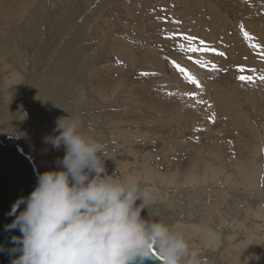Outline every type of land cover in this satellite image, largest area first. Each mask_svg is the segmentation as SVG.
I'll return each instance as SVG.
<instances>
[{
    "label": "bare ground",
    "instance_id": "6f19581e",
    "mask_svg": "<svg viewBox=\"0 0 264 264\" xmlns=\"http://www.w3.org/2000/svg\"><path fill=\"white\" fill-rule=\"evenodd\" d=\"M62 2H63L62 0H53V3H55L56 5H59ZM81 2L86 3L83 0H81ZM40 4H41V0H0V23H4L8 21H10V23L11 22L13 23L12 25H7L9 26L10 29L6 30V35L8 32L10 33L12 32L15 35L16 34L19 35V38L16 39H18L19 41L21 40L20 41L21 45L20 42L18 45L16 43L8 44L7 42L6 45H4L5 43L2 41V37L0 38V89L6 90V91L3 90V92L6 93L4 102H6L7 99L10 98L9 94L14 95L16 93V90L18 89L19 91L24 90L25 88L24 85L26 84L25 82L26 77L24 78V74L26 76L29 70V69L27 70L26 68V64H28L26 63L27 60L33 57L36 58L38 55H40L39 58H41L43 56V51H45L43 50L41 45L38 46V44L41 43L40 34H38L40 33V28H38L37 26L35 28L34 27L35 25L33 24L34 26L31 27L29 26V28L27 27L29 30L27 29L24 32V30L19 27L22 21H24L26 18L23 17L24 14L32 13L33 16L36 15V17L37 15H39L40 10H38L37 13L36 12L34 13V10H36L37 7L40 6ZM138 8H140V11L138 10ZM234 9L236 13L238 11H243L242 6L237 2L234 3ZM45 11L46 10L44 9V12ZM102 11H104L102 13L104 20L103 21L101 20L102 22L98 24L95 27V29H93L94 40L98 44V46L97 44H95L97 46L96 49L94 50L93 48L92 50L91 46H88L87 48H85L86 46L84 48H81L80 45V48L76 50L73 47L67 45L62 49L60 47L59 50L57 48H52L54 45L53 44L51 47L52 50L50 51L49 49L50 52L46 56L47 61L48 60L51 61L50 64H48L49 69L47 68V70H45L46 66L48 65H46V62L44 60V62L41 64L42 65V70H40L41 72L36 71L40 73L39 74L40 76L38 75L39 77L37 76L36 78L39 79L41 82L39 88L40 93L37 94L31 92L30 90L27 96L25 94L26 99H28L29 102L23 99L24 101L23 105L25 108H28V110H26L25 108H24L25 110L24 109L22 110L27 112L26 114H28L29 119L24 116V111L21 112L19 106L18 108L17 106H15L14 108H5V109L2 106H0V135L4 134L5 136H7V133L9 135H13L18 133V132L15 133V131L22 130L21 133L19 134L20 138H18L17 144H19V139H20V145L23 148H25L32 146L31 145L32 142L36 141L35 142L36 147L37 148L40 147L42 149V152L41 151H37V152L43 154L45 153V155L48 158L62 159L63 156L65 155V150L63 146H61V148L59 149H56L53 147L52 143L50 142L51 138L59 135L58 132L54 131L55 128H53L52 130L50 129L52 125H55L56 127V121H57L56 119H58L57 117L59 115L55 116L52 113L48 116H46V114L42 115L45 112L44 110H49L52 107V105L54 104V103L52 104V100H53L57 103H60L63 107L68 108L69 112L63 110L64 108L62 110H60L59 108L61 117L70 118V121L77 125L78 131L81 134H83L86 137L95 139L102 145L107 146V147L105 146L103 147V150H105V152L103 151L101 154V158L102 160H104V166L107 170V173L109 172L108 173L109 175H113L116 179L126 182V180H121L120 178H118L121 175H124L128 173L130 170H132V167L129 166L130 164L129 165L123 164L124 161L121 159V155L124 149H126L125 154L129 155L131 161L134 158L135 163L137 162V164L138 161L140 160L139 157L140 158L144 157V159L142 160L146 162L148 161V158L153 156L155 157L160 156L164 153L172 152L173 154H177L176 149H172V150L161 149L160 151H154L149 154L148 152L143 154L140 152L138 153L134 150L135 147L134 145L137 144L138 138L146 135L152 136L157 134H164L165 131L163 126L166 127L165 124H167L169 120L174 118H177V120H179L181 123L195 122V120L207 121L208 123H211L210 120L211 117L220 115L223 113L224 110L225 111L228 110L226 104L224 107L220 109V112H217L213 108L210 110V108L207 107L206 105L205 106L196 105L190 98L186 97L185 87H184V92H177L176 88L167 89L163 84L158 83V81L161 79L148 75V71L152 68V66L161 69L160 62L156 57L158 56V54L148 49V47L146 48L142 47L143 45L139 47L135 46V43L132 40L136 39L138 42H145L146 45H150L153 48L159 47L166 49L168 47H171L174 48L175 50H178L179 48L186 46L187 48H189L190 42L189 41L186 42L184 38L170 40L168 38L166 39V36L188 33L189 31L191 32V34H188L190 38H192L193 36H197L198 38L197 50H200L201 53L196 55V59L192 58L190 60L189 58L183 56H174L172 52H168L167 57L170 61L175 62L176 65L182 67L185 70L184 71L185 76L191 75L194 79L198 80L199 86L196 90L201 96L198 98L202 99L203 92L204 91L209 92L213 88L212 85H210V81L217 78L216 74L213 72L212 69L213 67L210 64V60L208 59L209 47L206 46V48H202V44L204 42H207L208 44L209 42L213 41L216 38V35L218 39L219 35L225 33L226 25L221 23L219 20H216L214 16L215 9L210 3L200 5V0H142V1L141 0H106L105 3L101 4V7L98 8L96 12L99 13ZM246 11L252 12V9L247 7ZM259 11H262L264 13V0H262V2L258 4V9L256 12ZM99 16H100L99 14H96L95 16L92 17V19H96ZM37 19L38 18L35 19V22ZM60 19L64 20L62 18ZM260 19L264 21V14ZM33 20H31V22ZM185 20H191V22L187 24ZM90 22L91 23L89 24V27L88 25L85 24L86 29H88L89 32H90V25L93 23V21ZM67 23H68L67 25H69L68 21ZM63 24L65 26V23ZM24 27L25 26H23V28ZM247 28L248 27H245L244 29L246 30ZM62 30L65 31L64 28ZM55 32L56 31L54 29L53 33ZM84 32L86 31L84 30ZM51 33L52 30L48 34L49 39L53 36ZM123 34L129 35L128 36L129 39L127 41L125 40L126 42L124 43L122 42V38H119ZM57 35L59 34L57 33ZM45 37L47 39V36ZM54 38H56V36ZM199 38H201V40ZM47 45L48 43L47 44L45 43L44 48L47 47ZM99 46H101L100 51H98ZM134 47H138L140 51H143L142 56L139 58L138 61L133 59ZM236 48L237 47H235V49ZM53 53L55 54L54 57L52 56ZM92 53L94 55H91V59L92 58L93 59L90 60V62L88 63L81 62L84 61L83 58L85 55H90ZM181 53L186 54L185 51H182ZM168 54L170 56H168ZM45 55L46 54L44 53L43 57H45ZM50 57L52 58V60L50 59ZM38 60L39 59H37V61ZM30 61L31 60H28V62ZM192 63L195 64V67ZM83 64H88L89 66L87 65V67L83 68L82 66ZM28 65H32L31 62ZM32 68H34V65ZM38 68L36 70H38ZM222 70H226V68L223 65H222ZM43 72L44 74H42ZM144 73H146L147 75H142ZM226 73L225 74L222 73L221 80L222 82L225 81V86L228 90L229 89L228 82L233 80L232 79L233 75L231 74V72L228 75ZM34 75L36 74L33 71V77ZM178 77H180V75L178 74V72H176L174 75L175 85L178 82L180 83L182 82V79ZM26 81L29 83V80ZM83 81L85 82V85ZM202 83H205L206 86L205 87L202 86ZM30 85L31 82L29 83V86ZM127 85L129 86V89L126 87ZM253 85L250 87H246L245 89H239L234 91H237L242 96L249 97L248 98L249 101L252 100L253 103H257L258 100L263 96L264 85H260V84H253ZM26 86H28V84ZM122 87H126L127 92H125V95H123L124 97L122 98V100H118L115 103L114 101H116L117 96L120 94L119 88L121 90ZM84 88L85 89L87 88V92H88L86 99L84 98L86 96V95L84 96V92H83ZM186 89L189 90V88ZM3 92L1 91V93ZM258 95L259 97H256ZM39 96L45 99V103L43 102L44 104L40 100ZM129 96H132L133 98H130ZM2 97H3L2 100H4V96ZM134 98H140V100H142L147 107L148 106L151 107V110L153 109L155 112H159V111L162 112L165 118L162 117L164 118L162 119V121L158 120L153 123L149 122L148 119L140 115L139 111L135 110L137 103L135 102ZM18 104L21 105V103ZM10 105L13 106L12 104ZM55 107H56L55 109H57V106ZM121 107H126V108L122 109ZM172 109H175L180 115L176 114L175 116H169V113L163 112L164 110H172ZM231 113H234V111L231 110ZM252 114H254L253 109H252ZM243 115L246 116V114ZM39 117L40 119H38ZM221 117L224 118L223 116ZM43 124H48L49 126ZM230 125L231 123L228 126ZM34 128L35 131H32ZM249 129L252 131L254 130L251 128V126L249 127ZM218 130L220 132L224 131L222 127H220ZM247 131L248 130L244 129L241 132L242 134H245ZM139 135L140 137H137ZM13 136L17 137V135H13ZM236 140L239 143L243 142V140L240 138H237ZM147 142L148 141H145L144 143ZM175 145H179V147L182 146V144L179 143ZM200 145L204 150L203 152L195 148H192L193 146H191V148L188 149L180 150L181 156L185 157V159L184 158L182 159L184 160L183 162H180L179 160H175V164H173V167L171 169L155 167L157 171L161 170L160 174L162 176L161 175L157 176V172H155L152 168L148 169V164L147 165L138 164L139 166H141V168L138 170V168L136 167L137 168L136 170H132L131 172L132 180L130 181V183L135 181L136 179H141L142 181L145 179L148 180L150 174L156 173V175H152V177L150 176L151 181L155 183L156 186L163 185L166 187V185L169 184H175V185L188 184L190 187H192L194 183L197 185L202 184V183H196V179L200 178L202 174L205 173L206 176L210 178V179H206V181L213 180L214 177L217 176H224L225 181H219L220 184L225 186L227 189L228 188L231 189L232 191H235L236 188L237 190L241 191L242 189L238 187H245V186L243 185V181H241L240 179L242 177H245L250 181V185H251L250 188L253 190L252 193L254 194L257 193L258 195L261 194V196L264 197V169H263L264 166H262V164L260 166L259 163L255 161H251L249 163L247 161L246 153L243 150H239V149L235 150L229 144L220 145L219 141L215 140L213 136L206 137L205 140H202L200 142ZM245 149L247 151V155L249 156L253 155L249 148H245ZM257 149L259 151V154H262L264 152L263 137L260 139L259 147ZM205 152L213 153L214 155H216L215 157V163H217L216 165L206 161V160H211L210 158H206L205 160V156H203ZM223 157L227 158L228 160L227 171L225 167L223 168L218 166V162H217L218 159L221 160ZM231 159H235L236 161L232 162ZM260 160H262V157H260ZM112 166H115V169H111ZM145 167L146 170L144 171ZM143 172H146L145 173L146 176ZM229 175H231L230 179H227ZM159 189L162 190V188L160 187ZM186 190L187 193L185 192L184 193L189 195L184 197L183 200L180 199V201L183 202L179 203L180 201L177 202L178 200L176 198L175 199L177 201L173 199L172 206L174 212L176 210V205L178 203L179 204L177 206L178 207L177 211L178 210L181 211L186 208L187 204L190 203L191 198H193L194 200L192 205L195 204V207L197 206L199 207L198 209L196 208L198 210L197 215L199 217L197 221H199V225L195 229L196 237L192 238L193 241L196 240L197 242L194 248L197 251H200L202 249L206 250V248H211L216 245L214 249H217L219 247V244L216 238L213 236L212 231L213 232L215 231H214V226L212 224L219 222L220 224L217 225L219 227L227 222L233 224V222L237 220L239 215H244L243 211L238 208L237 204H230V211L231 213L233 212V214H230L228 210L227 211L224 209L222 210L220 208V205L214 201H207V200L199 201L200 195H198L197 190H192V189L188 190L187 188ZM168 193L170 192L168 191ZM170 198H168V200ZM233 198L236 200L238 199L239 204H242L244 207L252 202L250 200L241 198L238 195H233ZM162 199L163 198H161L160 200L161 202H163ZM263 202H261L259 207L256 206V210L254 211L255 214L253 212L250 213V215L248 216L250 217L253 216L254 214V218L256 219H264V206H262L264 205ZM166 206L169 207V205L167 204ZM158 207L157 209L153 207L155 210L152 211L153 210L152 209L151 214H148L149 210L147 208L144 209L141 212L142 218L147 217V219H149L151 216L153 218H158L159 220L165 222L170 227V229L175 227L177 223H175L173 219L169 218L170 216L167 218L166 216L168 215L166 212L163 211L162 214H160ZM163 207L161 205L160 208L163 209ZM191 218L192 217L186 220L188 221ZM184 219H182V221H186ZM194 220L195 219H193L192 221L195 222ZM208 222L212 224L210 225ZM259 224L260 223H258V225L255 226L256 229L258 227L264 229V227H262V225ZM234 226L235 227H233L232 231L230 232L227 231L222 235L220 233L219 236L224 237V240H226L225 238H227V240L224 245H221L220 250L217 251L218 253L213 254L212 252L206 255L208 261L216 260L215 264H245V261H243L244 259L242 260L241 257L242 256L246 257L247 255L253 256L255 251L258 250L259 243L255 240V238H253V236L250 233L251 231L255 232V230H253L254 227L248 228L247 226H245V224H237V223H234ZM203 228H207L208 231L203 230ZM224 240L222 241L224 242ZM262 249L264 250V245ZM257 256L258 259L256 261L255 258L253 257L254 259L251 260L252 259L251 258L250 259L251 261L250 262L247 261L246 264H264L263 252H261L260 254L257 252ZM209 264H214V263H209Z\"/></svg>",
    "mask_w": 264,
    "mask_h": 264
},
{
    "label": "rangeland",
    "instance_id": "374dc122",
    "mask_svg": "<svg viewBox=\"0 0 264 264\" xmlns=\"http://www.w3.org/2000/svg\"><path fill=\"white\" fill-rule=\"evenodd\" d=\"M62 1H63L62 3H60L59 5H56L55 3H53V0H44V1L41 0L40 6L37 7L36 10H34V13L35 12L37 13L38 10H40L39 15H37V17H36V15L33 16L32 13H28V12H27L28 14L23 15L24 18L26 17L28 19L25 18V20L22 21V23L19 25V27L22 28L24 30V32L29 28V26L31 27V26L35 25L34 26L35 28H36V26L38 28H40V33H38V34H40L41 43L38 44V46L41 45L43 50H45V51H43V56H44V53L46 55H45V57L42 56L41 58H39L40 55H38L36 57L37 59H39L38 61L35 57L28 59V60H31L30 62L32 65H28V64H30V62H28V60H27L26 63H28V64H26V68H27V70L29 69L27 75H29L32 78H30L27 75L25 76V74H24V78L26 77V79H25L26 84L24 85L25 88L23 90L24 92L19 91V89H18V90H16V93L14 95L9 94L10 98L7 99L6 102H4L6 93L3 92V90L4 91H6V90L0 89V106H2L4 109L5 108H14L15 106H17V108H18V106H19L21 112L24 111L25 109L28 110V108H25L23 105V102H24L23 99L27 100L29 102V100L26 99V96L29 94L30 90H31V92H34L37 94L40 93L39 88H40L41 82L39 79H36V78L40 74L39 73V72H41L40 70H42L41 64L44 62V60L46 62V65L50 64L51 61H49V60L47 61L46 56L52 50V48H57L60 50V47L62 49L65 46L69 45L70 47H73L74 49L77 50L80 48V45H81V48H84L85 46H86L85 48H87L88 46H91V49L93 50V48H94V50H95L96 47L98 46L97 42H95V40H94L93 29H95V27L104 20V17L102 14L104 11L99 12V13L96 11L98 10V8L101 7L102 3H105L106 0H83L86 3L81 2V0H72V1L66 0V2H65V0H62ZM76 1H78V2H76ZM94 1H96V2H94ZM235 2L239 3L242 6L243 11H238L237 13L235 12V9H234V3ZM260 2H262V0H200V5L210 3L214 7V9H215L214 16H215L216 20H219L221 23L225 24L226 29H225L224 34L218 36V39H217V35H216V38L213 41L209 42L208 44H207V42H204L202 44V48H206V46L209 47V58L208 59L210 60V64L213 67L212 68L213 72L216 74L217 78L213 79V77H212L213 80L210 81V85H212V87H213L212 90L209 92H207V91L203 92L202 95H203V98H205V99L197 98V99H191V100L196 105H199V106H205L206 105L207 107L210 108V110L213 108L217 112H220V109L222 107H224L226 104L228 107V110H226V111L224 110L223 113L220 115H216L215 117H211V119H210L211 123H208L207 121H196V120H195V122L181 123L179 120H177V118H174V119L169 120L168 123L165 124L166 127L163 126L164 131H165L164 134H157V135H152V136L146 135V136H142V137H140V135L137 136L140 138H138L137 144L134 145L135 146L134 150L138 153L140 152L143 154V153L148 152V154H149V153L154 152V151H160L161 149H168V150L176 149L177 150V154H173L172 152L164 153L160 156L150 157V158H148V161H146V162L144 160H142V159H144V157H141V158L139 157V159H140L138 161L139 165L140 164H144V165L148 164V169L152 168L155 172H157V176H160L161 170L157 171L155 169V167L156 168L162 167V168L171 169L173 167V164H175V160H179L180 162H183L184 160H182V159L183 158L185 159V157L181 156L180 150L191 148V146H193L192 148H195V149L203 152L204 150L202 149L200 142L202 140H205L206 137L213 136V138L215 140L219 141L220 145L229 144L235 150L236 149L243 150L246 153L247 161L249 163L251 161H255L258 163L260 162L259 165L261 166V164H262V166H264V152L262 154H259V151L257 149L259 147L260 139L262 137L264 139V93H263V96L258 100L257 103H253L252 100L251 101L248 100L249 97L242 96L237 91H234V90H239V89H245L246 87H250L253 84L264 85V80L260 79V77L264 76V21L260 19L264 13L262 11L256 12L258 9V4ZM140 3H142V2H140ZM138 6H140V5H138ZM40 7H41V9H40ZM247 7L251 8L252 12L246 11ZM44 9L46 10L45 12H44ZM138 10L140 11V8H138ZM74 11H75V13H74ZM79 14H81V15H79ZM94 14L95 15L99 14L100 16L96 19H92V17L95 16ZM41 16H42V18H41ZM43 16H44V19H43ZM70 16L75 18L76 20L71 18ZM36 18H38L36 20L37 23L35 22ZM60 18H62L64 20H61ZM99 18H101V19H99ZM46 19H47V22H46ZM31 20H33V21L31 22ZM96 20H98V21H96ZM41 21H44V22H41ZM67 21L69 22V25H67L68 24ZM90 21H93V23L90 25V32H89L88 29H86V25H88V27H89V24L91 23ZM34 22L36 24H38V23L39 24L36 25ZM80 22L81 23L84 22V23L81 24ZM185 22L187 24H189L191 22V20H185ZM63 23H65V26ZM12 24L13 23L12 22L10 23V21L0 23V38L2 37V41L5 43L4 45H6V42L8 44L16 43L18 45L19 42L21 41V40L19 41L18 39H16V38H19V35H17V34L15 35L12 32L11 33L8 32L6 35V30L10 29L9 26H7V25H12ZM23 26H25V27L23 28ZM44 27H45V29H44ZM245 27H248V28L245 30L244 29ZM61 28L62 29L64 28L65 31H63ZM54 29L59 35H57L56 32L53 33ZM68 29H69V31H68ZM51 30H52L51 34L53 36L49 39L48 34L51 32ZM84 30L86 32H84ZM59 32L62 34H60ZM245 32L248 33L249 38L245 37V35H244ZM71 34L72 35L74 34V35L72 36ZM188 34H191V32L189 31L188 33H183V34H178V35H173V36H166V38H168L170 40H172V39H183L184 38L186 40V42H188V41L190 42L189 48H187V46H186V47H181L178 50H175L174 48H171V47H168L166 49L159 48V47L153 48L150 45H146L145 42H138L136 39L135 40L133 39L132 41L135 43V46L139 47V46L143 45L142 47H145V48L148 47V49H150V50H152L158 54V56H156V57L158 58V60L160 62L161 69H158V68H155L154 66H152V68L148 71V75H151V76H154V77L161 79L158 81V83L163 84L167 89L168 88H170V89L176 88L177 92H184V87H185V93H189V90H187L186 88H188V86H190V87L192 86V88L193 87L195 88L194 92H192V93H198V91L196 90L199 86L198 80L194 79L197 83H193L192 81L188 80L187 76H185L184 72L182 73L180 71V68H182V67L176 65L175 62L170 61L167 57V53L172 52L174 54V56H183V57L189 58L190 60L192 58L196 59V55L201 53L200 50H197L198 38H197V36H193L192 38H190L188 36ZM54 35L58 39L54 38L55 37ZM126 35L127 34H123L119 37V38H122L123 43L129 39L128 38L129 35H127V36ZM133 35H135V34H133ZM45 36H47V39ZM10 38H11V40H10ZM73 39H75V40H73ZM199 39L201 40V38H199ZM15 40H16V42H15ZM50 40H52V41H50ZM56 40H57V42H56ZM67 42H68V44H67ZM45 43L46 44L48 43V45L49 44H51V45H49V46L47 45V47H45L46 48L45 49L44 48ZM82 44H84V45H82ZM95 44H97V46ZM20 45H21V42H20ZM52 45H53V47H52ZM159 46H161V45H159ZM138 47H134V58L133 59H135L136 61L139 60V58L142 56V52H143V51H140L138 49ZM235 47H237V48L235 49ZM100 48H101V46L98 47V51H100ZM49 49H50V51H49ZM192 49H195V51H192ZM14 51H16V50H14ZM182 51H185L186 54L181 53ZM233 52H234V55H233ZM221 53H222V55H221ZM161 54L165 55V56L162 57ZM54 55L55 54L53 53L52 56L54 57ZM91 55H94V54L92 53L90 55H85L83 58L84 61H81V60L80 61L83 63L90 62V60L93 59V58L91 59ZM227 55H229V56H227ZM168 56H170V55L168 54ZM51 57H50V59L52 60L53 57L52 58ZM33 65H34V68H32ZM87 65L88 64H83L82 66H83V68H85V67H87ZM193 65L195 67V64H193ZM222 65L226 68V70H222ZM36 67L38 68V70H36L37 69ZM47 68L49 69V65L46 66L45 70H47ZM13 69H14V67H13ZM45 70H44V72H45ZM33 71L36 74V75H34V77H33ZM36 71H39V72H36ZM29 72H30V74H29ZM44 72L42 74H44ZM176 72H178V74L180 75V77H178V78L182 79V82L181 83L178 82L175 85L174 75ZM230 72L233 75V77H232L233 80L228 82L229 89L227 90V88L225 86V81L222 82V80H221V75H222V73L223 74L226 73L228 75ZM241 76L251 77V82H248L247 80H241L240 79ZM162 78H164V79H162ZM26 80H29V83L31 82L30 86ZM185 81H187V82H185ZM83 83L85 85L84 81H83ZM27 84H28V86H26ZM202 86L205 87L206 86L205 83H202ZM253 86H255V85H253ZM126 87L129 89L128 85ZM126 87H122L121 90L119 88L120 94L117 96L116 101H114L115 103L118 100H122V98L124 97L123 95H125V92H127ZM25 90H26V92H25ZM1 91L3 93H1ZM83 92H84V96L86 95L84 97L86 99L87 95H88L87 88L86 89L84 88ZM25 94H26V96H25ZM191 95H193V94H191ZM197 95H199V93ZM2 96H4V100H2L3 99ZM21 97H22V99H21ZM129 97L133 98L132 96H129ZM256 97H259V95ZM39 98L42 101V103L43 102L45 103V99H43L41 96H39ZM134 99H135V102L137 103L135 110L139 111L140 115L144 116L146 119H148L149 122L153 123V122H156L158 120L162 121V119L165 118L162 112H160V111L155 112L153 109L151 110V107H149V106L147 107L146 104L142 100H140V98H134ZM187 102H189V101H187ZM18 103H21V105ZM10 104H12L13 106H11ZM52 104L54 105V108L52 105V107L49 110H44L45 112L43 111L44 113L42 115L46 114V116H48L52 113L55 116L59 115L57 117V118H59V117H61L60 110H62L63 108H64L63 110H66L67 112H69L68 108L63 107L60 103H57V102L52 100ZM55 106H57L58 110L55 109L56 108ZM59 108H60V110H59ZM121 108L124 109L126 107H121ZM22 109H24V110H22ZM122 109H120V110H122ZM252 109L254 110V114H252ZM231 110H233L234 113H231ZM46 111H48V112H46ZM53 111H55V112H53ZM163 112L169 113V116H175L176 114L180 115L175 109L164 110ZM26 113L27 112L24 111V116L28 118V114H26ZM243 114H246V116H244ZM221 116H223L224 118H222ZM162 117H164V118H162ZM38 119H40V117ZM19 121H21V120H19ZM230 123H231V125L228 126ZM43 125H48V124H43ZM207 125H209V126H207ZM250 126L252 129H254L253 131L249 129ZM37 127H38V125H37ZM220 127H222V129L224 130L223 132H220L218 130ZM35 128L32 131H35ZM53 128H55V125H52V127H50L51 130ZM244 129H246L248 131L245 134H242L241 131ZM21 131H15V133L16 132H18V133L13 134V135H17V137H14L13 135H11V136H13L14 138H16L18 140V138H20L19 134L21 133ZM8 135L9 134L7 133V136ZM0 136H1L0 139H2L3 141H6L7 136H5L4 134L0 135ZM237 138L242 139L243 142L239 143L236 140ZM235 140H236V142H235ZM145 141H148V142L144 143ZM35 142L36 141L32 142V144H31L32 146L23 148L20 145V139H19V146L21 147L23 152L25 154H27L28 157L31 155L29 158L34 161L36 166L38 165L37 166V168H38L37 171H39L38 173L42 174L43 171L45 172V171H52V170H62L61 166L58 164V161L60 159L48 158L45 155V153L43 154V153L37 152V151L42 152V149L40 147L37 148ZM178 143L182 144V146L179 147V145H175ZM104 146L107 147L106 145H103V147ZM245 148H249L253 155H250V156L247 155V151ZM26 150H28L29 152ZM125 150L126 149L123 150V153L121 155V159L124 161L123 164H125V165L130 164L129 166L132 167V170H136L137 168L139 170L141 168V166H139L137 164V162L135 163L134 158L131 161V159L129 158V155L125 154L126 153ZM103 151L105 152V150H103ZM32 153L34 156L32 155ZM203 156H205V160H206V158L211 159V160H206L207 162H211L215 165L217 164V163H215L216 155H214L213 153L205 152L203 154ZM260 157H262V160H260ZM49 160H50V162H49ZM231 161L234 162L236 160L231 159ZM217 162H218L219 167H223V168L225 167L226 171L228 170L227 158L223 157L221 160L218 159ZM146 167L144 168V171L146 170ZM111 169H115V166H112ZM132 170H130L128 173H126L124 175H121L118 178H120L121 180H126L127 183H130V181L132 180V176H131ZM143 173L145 174L146 172H143ZM152 175H156V173L150 174L148 177V180L145 179L142 181L141 179H136L135 181H133V182L138 183L141 188L149 189L151 192V195H153L152 199L150 200V203H149L148 214H151V212L154 211L155 209H157L158 206H159L158 210H159L160 214H162L163 211L166 212L168 215L166 217L168 218L170 216L169 218L173 219L174 222L177 223V225L175 227H173L171 230L173 232L177 231L179 234H181L185 238V240L188 242V244L190 246V249L196 251V253H197V255L201 261V264H209V263L215 264L216 263V260L215 261H211V260L208 261L206 255L208 253H212V252H213V254L218 253L217 251L220 250L221 245H224L226 240H227V238H225L226 240H224V237L219 236L220 233L222 235V234L226 233L227 231L228 232L232 231L233 227H235L234 223L245 224V226H247L248 228L254 227L253 230H255V232L251 231L250 233L253 236V238H255V240L259 243V248H258V250L255 251L253 256L252 255L251 256L247 255L246 257L240 256L242 258V260L244 259L243 261H245V264L247 263V261L250 262L254 258L256 261L258 259L257 252L259 254L261 252H263V254H264V250L262 249V247L264 245V229L259 228L258 226H257L258 228L256 229V227H255L256 225H258V223H260L259 225H262V227H264V225H263L264 219L254 218V214H255L254 211L256 210V206L259 207L261 202L264 201V197L261 196V194L258 195L257 193H255V194L252 193L253 190L248 188V186H247L248 183H250V181L247 178L242 177L240 179L241 181H243V185L245 187H238V188L243 189V190L240 191V190H237V188H236L235 191H232L231 189H229V188L227 189L225 186L220 184L219 181H225L224 176H217V177H214L213 180L206 181V179H210V178L207 177L206 174L204 173V174H202V176L200 178L196 179V183H202L200 185H197L194 183V185L192 187H190L188 184H176V185L175 184H169V185H166V187H165L163 185L162 186H156V184L153 183L150 179V176L152 177ZM145 176H146V174H145ZM230 176L231 175H229L227 177V179H230ZM159 178H162V177H159ZM159 187L162 188V190L159 189ZM186 188L188 190L189 189L197 190L198 195H200L199 201L200 200L214 201L220 205V208L222 210L223 209L226 211L228 210L230 212V214H233V212L231 213V211H230V204H237L238 208L243 211L244 215H239L237 220H235L233 222V224H231L230 222H227L224 225L219 227V226H217L218 224H220L219 222H216L215 224L208 222L210 225L212 224L214 226L215 232L212 231V233H213V236L216 238V240L219 244V247L217 249H214V247L216 245L214 247L206 248V250L202 249L200 251H197L194 248L196 246L197 242H196V240L193 241L192 238L196 237L195 229L199 225V221H197V219L199 217L197 215L198 214L197 209L199 207L198 206L195 207V204L192 205L194 199L191 198L190 203L187 204L185 209H183L181 211H179V210L177 211L178 204L183 202V201H180V199L183 200L184 197L189 195V194H185V193H187ZM168 191L170 193H168ZM171 195H172V197H171ZM233 195H238L239 197L250 200L252 202L249 205H246L244 207L242 204H239L238 199L236 200L233 198ZM255 195H256V197H255ZM161 198H163L162 199L163 202L160 201ZM168 198H170V199L168 200ZM173 199L176 200L177 202L180 201L176 205L175 212H174L173 206H172ZM169 202H170V204H169ZM137 203H139V201ZM166 204L169 205V207L166 206ZM161 205H162V207L164 206L163 209L160 208ZM241 206H243V207H241ZM262 206H264V205H262ZM253 212H254L253 216L249 217L248 215H250V213H253ZM224 215H225V213H224ZM190 217H192V218L187 221L186 219H189ZM225 217H226V215H225ZM144 219H147V217ZM182 219H184L186 221H182ZM193 219H195L194 220L195 222L192 221ZM203 230L208 231L207 228H203ZM222 240H224V242Z\"/></svg>",
    "mask_w": 264,
    "mask_h": 264
},
{
    "label": "clouds",
    "instance_id": "9594fccd",
    "mask_svg": "<svg viewBox=\"0 0 264 264\" xmlns=\"http://www.w3.org/2000/svg\"><path fill=\"white\" fill-rule=\"evenodd\" d=\"M54 131L59 135L50 142L65 150L62 170L39 174L35 189L7 213L15 219L5 231L20 232L11 237L10 264H145L153 252L160 264H201L181 234L158 218H142L150 190L109 175L101 143L70 118H58Z\"/></svg>",
    "mask_w": 264,
    "mask_h": 264
},
{
    "label": "water",
    "instance_id": "95a60500",
    "mask_svg": "<svg viewBox=\"0 0 264 264\" xmlns=\"http://www.w3.org/2000/svg\"><path fill=\"white\" fill-rule=\"evenodd\" d=\"M17 139L8 135L6 141L0 139V245L5 251L0 252V264H10L12 257L7 250L14 247L13 235L19 236L18 230L5 231V226L12 223L14 216H9L12 205L21 197H27L36 187L37 166L17 144ZM24 209V205L17 210ZM153 258L145 264H160L159 257L153 252Z\"/></svg>",
    "mask_w": 264,
    "mask_h": 264
},
{
    "label": "snow or ice",
    "instance_id": "6c2138e0",
    "mask_svg": "<svg viewBox=\"0 0 264 264\" xmlns=\"http://www.w3.org/2000/svg\"><path fill=\"white\" fill-rule=\"evenodd\" d=\"M244 35H245L246 38H249L247 32H245ZM192 51H195V49H192ZM221 55H222V53H221ZM180 71L184 72L185 70L183 68H180ZM142 75H147V74L144 73ZM187 79L192 81L193 83H197L191 75H188ZM240 79L241 80H247L248 82H251V77H243V76H241ZM260 79L264 80V76L260 77Z\"/></svg>",
    "mask_w": 264,
    "mask_h": 264
},
{
    "label": "crops",
    "instance_id": "0c3cea01",
    "mask_svg": "<svg viewBox=\"0 0 264 264\" xmlns=\"http://www.w3.org/2000/svg\"><path fill=\"white\" fill-rule=\"evenodd\" d=\"M167 39V38H166ZM162 55V54H161ZM163 56H165V55H162V57ZM188 88H189V93H186L185 95H186V97L187 98H190V99H197L198 97H201L200 96V94L199 95H197L198 93H192V92H194V90H195V88L193 87L192 88V86L190 87V86H188ZM191 94H193V95H191ZM260 163V162H259ZM248 188H250L251 187V185H250V183H248ZM251 189V188H250ZM243 190V189H242Z\"/></svg>",
    "mask_w": 264,
    "mask_h": 264
}]
</instances>
